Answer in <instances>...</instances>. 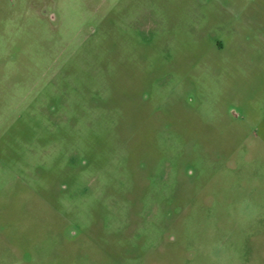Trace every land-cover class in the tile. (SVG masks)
<instances>
[{
	"label": "rangeland",
	"instance_id": "374dc122",
	"mask_svg": "<svg viewBox=\"0 0 264 264\" xmlns=\"http://www.w3.org/2000/svg\"><path fill=\"white\" fill-rule=\"evenodd\" d=\"M0 264H264V0H0Z\"/></svg>",
	"mask_w": 264,
	"mask_h": 264
}]
</instances>
